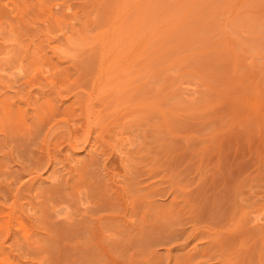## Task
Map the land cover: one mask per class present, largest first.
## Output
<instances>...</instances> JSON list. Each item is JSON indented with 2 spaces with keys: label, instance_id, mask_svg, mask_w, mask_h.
<instances>
[{
  "label": "rangeland",
  "instance_id": "1",
  "mask_svg": "<svg viewBox=\"0 0 264 264\" xmlns=\"http://www.w3.org/2000/svg\"><path fill=\"white\" fill-rule=\"evenodd\" d=\"M0 264H264V0H0Z\"/></svg>",
  "mask_w": 264,
  "mask_h": 264
}]
</instances>
